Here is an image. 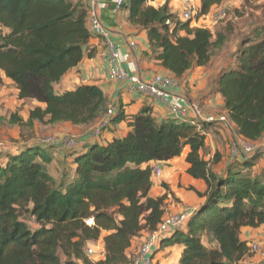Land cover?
Listing matches in <instances>:
<instances>
[{
  "label": "trees",
  "instance_id": "obj_1",
  "mask_svg": "<svg viewBox=\"0 0 264 264\" xmlns=\"http://www.w3.org/2000/svg\"><path fill=\"white\" fill-rule=\"evenodd\" d=\"M149 1L124 0L121 5L129 23L146 31L149 49L145 54L177 83L194 67L208 65L224 37L191 27L190 20H173L167 2L154 7ZM225 1L199 0L198 15ZM89 10L82 0H0V86L5 77L17 89L18 99L44 105L29 109L26 119L12 113L11 124L90 126L112 105L97 85L54 91L68 70L84 56L93 55ZM232 57L233 63L218 71L210 88L220 94L222 110L236 134L259 143L264 140V25L252 37L243 38ZM114 108L101 131L125 118L121 103ZM150 110L142 107L133 115L124 136L105 139L100 138L101 132L95 137L88 132L80 139L81 151L78 145L62 149L28 137L15 148L5 149L0 158V264H77L80 260L83 264H130L127 252L133 239L143 230L156 228L168 195L166 190L149 196L153 179L149 162L179 157L186 148V172L204 182L203 193L194 191L205 200L185 229L172 230L158 246H180L178 264H264V258L250 260L248 243L254 238L240 237L242 227L264 225V177L250 175L261 149L250 157L239 156L217 172L211 165L220 161L219 153L212 160L203 157L206 133L216 123H192L188 117L171 114L157 119ZM54 148L62 149L63 158L69 160L68 168L65 163L62 166L60 180L48 170ZM89 217L91 225L85 223ZM103 231L106 234L100 237ZM99 238L105 257L93 263L86 246ZM153 254L155 259L154 250Z\"/></svg>",
  "mask_w": 264,
  "mask_h": 264
},
{
  "label": "crops",
  "instance_id": "obj_2",
  "mask_svg": "<svg viewBox=\"0 0 264 264\" xmlns=\"http://www.w3.org/2000/svg\"><path fill=\"white\" fill-rule=\"evenodd\" d=\"M73 1L75 2L77 0ZM82 2H84L87 7H90L91 9L96 11L101 23L108 29L109 38L113 42L115 47L120 51L122 60L124 61V64L128 69L137 72V74H139V76L144 80H147L152 74L155 73L169 74L166 69L159 65L158 61L145 54V52L149 49L146 31L129 23L127 11L123 8V6H118L116 4V0H95V2L92 3H90L88 0H82ZM165 2L166 0H151L149 1V4L154 7H160ZM196 3L199 7V0L196 1ZM129 40H134L137 42L136 49H129ZM89 47L93 50V55L91 57L84 56L82 61L77 66L68 70L67 73H65V75L61 78V80L54 85V91L56 93H60L64 90H70L79 84L97 85L103 91L109 104H112L114 107H116L119 103L123 105L125 118L115 126H109L110 130L105 129L101 131V135H99L100 138L109 139L112 137V135L118 137L124 136L130 129L128 126V122L132 119L133 115L137 114L140 111L142 107H150L151 115L157 119L164 118L169 115L167 107L161 101L153 100L149 96L138 91H129L123 83H115L107 79L102 60L104 45L100 38L93 35L90 38ZM208 69V65L194 67L184 75L183 79L177 83V86L167 88L166 92L183 96L185 98L183 105H196L200 109L202 114L224 115V112L222 110L223 100L220 94L211 91L210 81L212 79H208ZM198 71H200L199 74H197ZM37 104V106H40L42 108L44 107V105L41 103L37 102ZM187 117L189 119H194L195 121L198 120V118L194 115L193 111L190 108L187 111ZM97 122L93 123L90 126L74 125L69 122H60L46 125L57 126V128L68 125L81 130L83 128L87 131L80 135L78 139H81L87 135L92 127L97 125ZM221 125H217L218 128ZM230 126L233 125L230 124ZM229 129L234 132L231 127H229ZM219 130L224 136L227 135L229 137L230 135H232V133H230V135L228 134V130H222V127H220ZM210 132L211 131L206 133V140L207 137L210 136ZM81 143H79L78 146ZM79 150L81 151L83 150V148L80 147ZM187 151L188 149L186 148L181 156L175 157L168 161L149 162L151 166H158L162 171L161 177L152 179V186L149 190V196L157 197L167 192L162 186L163 183L168 187V195L165 200L164 212L167 211V208H170L172 206L170 204L172 199L169 200L171 196H173L175 200L180 199V201H184L185 203L183 202V205H192L194 207H198L205 200L204 197H199L195 192L197 191L202 193L205 191L206 187L204 182L200 179L191 177L186 172L188 163L185 161V156ZM58 153H60L61 155V158L59 160H62L63 151L58 150ZM212 155L213 153L210 154L204 152L203 157L205 160H210L212 159ZM257 160H259V158L256 159V161ZM231 161H233V159H230L229 161L224 156H221L220 161L215 164L216 169L213 168V170L216 171L220 168L221 164L225 166V164H228ZM253 168L254 165L252 169ZM179 185H184L186 187L188 185H191L193 186V189L195 191L191 190V192H186L184 189H181ZM181 208L182 207L174 211L177 212ZM252 234L253 229L250 227H242L240 229V237L242 239H251L253 238L251 237ZM138 239L139 241H137ZM142 240V236L136 237V240L132 243V246L129 248L127 254L133 255L138 249ZM203 242L205 241L203 240ZM180 250L181 248L178 245L162 248L157 245L154 247L155 259L158 264H178ZM250 259L251 261H253L252 258Z\"/></svg>",
  "mask_w": 264,
  "mask_h": 264
},
{
  "label": "rangeland",
  "instance_id": "obj_3",
  "mask_svg": "<svg viewBox=\"0 0 264 264\" xmlns=\"http://www.w3.org/2000/svg\"><path fill=\"white\" fill-rule=\"evenodd\" d=\"M166 2L168 4L169 11L174 13L173 20H179L180 21V17L178 15V8H179L180 0H166ZM224 4H225L226 10H227L224 20H222L218 25L211 27L210 30L213 31L214 36H216L218 33H220L224 37L225 42L223 43V45L220 48H218V49L215 48L212 51V58H211L210 63L208 64V66H209V69H208L209 70L208 71L209 77H208V79H213L214 76H216V74L218 73V71L226 63H228L227 66L229 64H232L233 63V62H231V61H233L232 56L235 55L237 48L239 46V42L243 38L252 37V32L257 27L264 25V0H226ZM222 5H220L219 7L224 8V5L223 6ZM217 7L218 6H215L212 9L213 10L212 13L215 12ZM195 21H196V23L190 22L191 27L192 26L197 27V26H195V24L199 25V23L206 25L208 19L205 18V19H201L198 21V19L196 17ZM199 73H200V71L197 72V74H199ZM3 81H4L3 85L0 86V117H2L0 119V158L2 157L1 154L5 151V149L15 148L17 146V144L23 142L24 138H27V137L30 139V141H33L35 143H39V142L41 143V140L48 135H50V136L55 135L57 137H63L66 135H70V136H73L75 138H79L80 135H82V133L87 131L83 128L81 130V129L74 128V127H71L68 125H64V126H61V128H57V126L46 125L44 123H39L37 121H34L32 123V125L29 127H27V126L21 127L17 124H11L9 122V119H10L12 113H16L17 115H20L21 117L26 118V115H27V112L29 111V109H32L33 107L37 106L38 104H37V102L32 101V100H27V99L26 100L25 99L20 100V99H18L17 98V93H18L17 89L12 84V82L8 81V79L5 77H3ZM210 82H212V80ZM214 115H219V114H214ZM230 124L231 123H228V122L222 123V125L217 123L215 129L212 128L213 130L210 132L211 133L210 136H208L207 140L205 141L207 143V145H206V149L204 150V152H207L210 154L211 153L214 154L215 152H218L219 155L224 156L229 161H230V159H233V161L237 162L240 157L239 156L235 157V155L231 153V151H232L231 142L233 141V136H234V134H236V132L234 131L235 132L234 133L229 129V127H231L233 130H235V128L233 126H230ZM217 125H221V126H219V128L222 127V130H228V134L230 135V133H232L233 136L232 135H230L229 137L227 135L224 136L220 132L221 129L219 130ZM236 137L240 140H244L241 137H239L238 135ZM245 142H244V144L241 145V147H240L241 151L240 152L238 151V153L244 152L245 154H243V155H247L250 157L252 155H255L261 149V154L259 156V160H257V161L255 160V163L253 164L254 168L251 169L250 175H254V176H258V177H261V176L264 177V140L262 139L259 143H250L247 141H245ZM248 143L252 144V145L259 146L260 149L257 152L246 151V148H248L246 144H248ZM46 146H49V145H46ZM78 147H80V146H77L76 148H78ZM58 150L59 149H57V148L53 149L52 153H54L53 154L54 160L49 163L48 170L51 172V174H54V176L57 178V180H60L59 172L62 169V166L64 163H65V165L67 164L66 166L68 168L69 160H67V159L63 160L64 158L62 160H59L61 158V155H60V153H58ZM59 152H61V151H59ZM211 158H213V155L211 156ZM210 160H212V159H210ZM233 161H231V162H233ZM211 168L216 169L215 164H212ZM222 169H224L223 164H221L220 168L216 171H219ZM66 177H67L66 179H69V177H70L68 169H67V176ZM66 179H64V180H66ZM163 184H162V186H163ZM165 187H167V185ZM179 187L181 189H184L186 192H189V191L191 192V190H194V189H192L193 186H191V185H188L187 187L184 185H182V186L179 185ZM164 189L168 191V187H167V189L166 188H164ZM169 200H171L170 204L172 206L170 208H167V211L164 212V214L175 212L174 210H177L180 207H182L181 209H185L187 206L192 207V208L194 207L192 205H183L184 201L182 202V201H180V199L175 200L173 196H171ZM164 203H165V201H164ZM198 207H196V208H198ZM114 217H116L118 219L117 215H114ZM252 229H253V234L251 237H253L254 239L258 238L259 235H261V233L264 232V226L263 225L258 227V228H252ZM146 233H147V230H143L138 234L137 237L142 236L143 237L142 242H143L145 239ZM105 234H106L105 231L101 232L100 237H103V235H105ZM135 240H136V238L133 239V242ZM203 240L205 241V239H203ZM137 241H139V239ZM142 242H141V244H142ZM98 243L102 244V241L100 238L98 239L97 243L96 242H95V244L90 243L89 246H95ZM136 251H135V253H136ZM262 251L264 253V248L262 249ZM93 252L94 253L91 254V256H87V258L91 262L95 263V262L99 261L100 258L97 255V251L95 252V250H94ZM250 252L252 253L251 258L253 261H259V260L264 258V255H261V254L259 255V253H257V252L256 253L252 252V251H250ZM57 255L61 260H64L65 256L63 257L62 252L60 250H58ZM128 257H132V255H128ZM255 258H258V259H255ZM155 262H156V264H158L156 260H155ZM77 264H83V262L80 260V261H77Z\"/></svg>",
  "mask_w": 264,
  "mask_h": 264
},
{
  "label": "built area",
  "instance_id": "obj_4",
  "mask_svg": "<svg viewBox=\"0 0 264 264\" xmlns=\"http://www.w3.org/2000/svg\"><path fill=\"white\" fill-rule=\"evenodd\" d=\"M123 1L124 0H116V4L121 6ZM89 2L92 3L95 2V0H89ZM223 5L225 9L223 7H219L220 5H218L215 12L212 13L213 10H210L208 14L198 15V4L196 3V0H180L178 15L181 20H190L193 23H196V17L198 21L206 18L208 19L206 25L199 23V25L195 24V26L211 29V27L218 25L222 20H224L226 16V7L225 4ZM87 27L89 32L95 37L100 38L104 45L102 60L106 77L109 81L123 83L129 91H138L149 96L153 100L161 101L167 107V110L171 115L187 117V111L190 108L198 120L220 124L227 122L226 117L223 114H202L196 105H183V102L185 101L183 96L166 92L167 88L177 86V81L170 75L155 73L147 80H144L139 76V74H137V72L128 69L122 60L120 51L115 47L109 38L108 29L101 23L96 11L91 8L87 19ZM128 46L131 50L136 49L137 42L129 40ZM114 111L115 108L113 105H109L107 107L105 114L98 120L97 125L89 130L91 136L95 137L100 134L101 130L109 124V116L114 113ZM191 122L194 123L195 120L191 119ZM244 142V140H240L236 136H233V141L231 142V153L234 154L235 157L245 154L244 152L238 153V151H241L240 147L244 144ZM41 143L58 146L62 149H71L76 147L79 143H81V141L80 139L70 135L63 137L48 135L41 140ZM246 145L248 147L246 148V151L249 152H257L260 149V147L256 145L249 143ZM161 172L162 171L158 166H152L153 179L161 177ZM195 210L196 207L192 208L187 206L185 209H181L177 212L164 214L156 228L146 233L144 241L138 247L134 256H132L130 264H156L153 256V250L155 246L159 245V240L169 235L174 229H185L188 219L192 216ZM85 223L87 225H91L93 223V218H87ZM248 245L252 252L264 255L262 251L264 248V232L261 233L257 239L251 240ZM94 250L95 252L97 251V255L100 260L104 259L105 249L102 244L98 243L95 246L88 245L86 249L88 256H91V254L94 253Z\"/></svg>",
  "mask_w": 264,
  "mask_h": 264
}]
</instances>
